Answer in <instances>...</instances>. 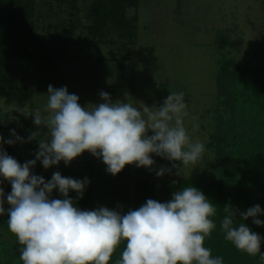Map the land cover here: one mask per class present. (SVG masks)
Returning <instances> with one entry per match:
<instances>
[{
	"label": "rangeland",
	"instance_id": "rangeland-1",
	"mask_svg": "<svg viewBox=\"0 0 264 264\" xmlns=\"http://www.w3.org/2000/svg\"><path fill=\"white\" fill-rule=\"evenodd\" d=\"M99 1L4 0L3 5L15 2L14 7L33 8L34 31L22 37L28 43L25 56H0V136L14 139L10 131L14 129L25 141L0 147L21 164L35 159L39 145L37 140L27 142L28 137L33 131L45 135L47 128L36 126L33 117L15 108L42 107L49 85L66 86L70 94L78 95L82 107L103 102L101 91L113 102L127 95L135 105L149 107L162 104L171 92H183L189 113L185 126L206 151L203 161L183 169L182 175H176L172 161L151 154L155 161L151 168L130 164L113 176L102 158L87 151L67 166L61 161L44 169L37 161L32 172L46 181L57 171L64 177L90 178L92 210L119 207L123 213L140 207L145 184L160 191L154 200L166 202L165 187L173 182L229 179L237 131H247L242 128L250 127L256 112L244 110L237 100L241 88L236 73L240 68L264 70V0H122L120 24L109 23L103 35H96L92 10ZM102 1L113 7L112 0ZM45 39L59 42L62 59L49 61L38 54ZM161 167L172 171L157 176ZM0 181L6 210L0 216V264H22L20 245L7 227L11 184L2 177ZM52 198L63 197L54 190ZM122 245L113 257L121 256Z\"/></svg>",
	"mask_w": 264,
	"mask_h": 264
},
{
	"label": "clouds",
	"instance_id": "clouds-1",
	"mask_svg": "<svg viewBox=\"0 0 264 264\" xmlns=\"http://www.w3.org/2000/svg\"><path fill=\"white\" fill-rule=\"evenodd\" d=\"M99 95L103 102L82 107L78 95L70 94L66 86L49 85L42 107L30 110L16 105L15 110L33 117L36 126L47 128L45 135L30 134L27 142L37 140L39 146L35 159L23 164L0 147V177L11 184L6 197L7 227L20 245L22 264H110L122 242L125 247L114 264H224L223 257H214L205 246L216 228L212 218L217 207L194 186L173 192L166 202L148 199L126 213L119 207L82 210L69 192L82 198L90 183L87 177L74 179L57 171L46 181L32 172L37 161L44 169L61 161L67 166L86 151L102 158L113 176L130 164L151 168L155 163L151 154L172 161L178 176L203 161L204 143L193 141L185 126L189 113L183 92H171L162 104L151 107L135 105L127 95L115 102L107 92ZM10 131L14 139L5 141L0 136V144L25 142L14 129ZM171 171L161 167L156 175ZM54 190L63 198H52ZM4 203L0 187V216L6 212ZM223 211L224 239L238 251L253 257L259 254L264 261V237L243 222L252 218L255 225H264L258 218L264 214L260 205L239 212L238 225L234 224L236 210L225 205Z\"/></svg>",
	"mask_w": 264,
	"mask_h": 264
},
{
	"label": "trees",
	"instance_id": "trees-1",
	"mask_svg": "<svg viewBox=\"0 0 264 264\" xmlns=\"http://www.w3.org/2000/svg\"><path fill=\"white\" fill-rule=\"evenodd\" d=\"M134 1V0H123ZM4 0H0V56L21 57L28 53V43L22 37L34 31L32 22L33 8L24 4L14 7L15 2H9L3 5ZM113 7H109L102 0L94 5L92 10V19L96 21L93 28L96 35H103L105 27L109 23H114L117 27L123 17L120 10L122 0H112ZM14 7V8H13ZM125 24L123 29L127 28ZM38 54L46 60L55 61L63 58L61 47L58 41L42 40L38 47ZM236 82L241 92L237 95L244 110L256 111L252 113L250 127L244 133L238 129L235 143L233 166L231 177L226 180L213 182L199 181H178L165 187L168 193V200L172 193L183 187L194 186L201 190L205 196L217 207V215L213 217L216 228L211 236L205 239V246L212 250V255L223 257L224 264H264L260 255L253 257L246 253L238 251L230 242L224 239V233L221 231L220 224L226 215L223 211L225 205L237 211V218L234 224L238 225L240 221L239 212L246 211L254 205H260L264 210V70L260 69H238L236 73ZM253 108L255 110H253ZM258 109V110H256ZM251 133V134H250ZM75 179H81L77 176ZM84 190L82 198L74 192L70 198L74 201L76 207L82 210H92L93 201V182ZM142 193L139 198L141 206L148 199L159 197L160 191L149 184L142 185ZM264 221V214L258 216ZM250 229L264 237V225L257 226L252 222V218L243 221ZM125 247L121 246V250ZM261 252H264V241L261 243ZM2 254V243L0 233V262ZM3 258V257H2ZM120 257H112L110 264Z\"/></svg>",
	"mask_w": 264,
	"mask_h": 264
}]
</instances>
